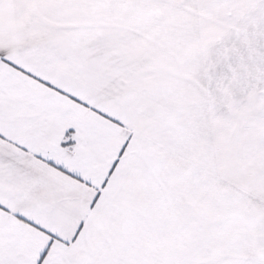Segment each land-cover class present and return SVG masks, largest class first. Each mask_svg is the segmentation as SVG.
<instances>
[{"label": "snow or ice", "instance_id": "obj_1", "mask_svg": "<svg viewBox=\"0 0 264 264\" xmlns=\"http://www.w3.org/2000/svg\"><path fill=\"white\" fill-rule=\"evenodd\" d=\"M0 264H264V0H0Z\"/></svg>", "mask_w": 264, "mask_h": 264}]
</instances>
